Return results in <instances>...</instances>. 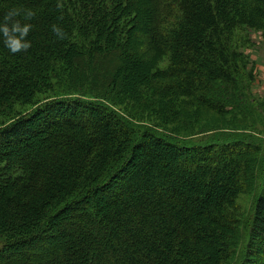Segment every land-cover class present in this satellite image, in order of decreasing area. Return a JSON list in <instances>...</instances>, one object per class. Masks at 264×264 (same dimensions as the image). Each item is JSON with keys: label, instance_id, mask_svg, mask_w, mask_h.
Returning <instances> with one entry per match:
<instances>
[{"label": "trees", "instance_id": "trees-1", "mask_svg": "<svg viewBox=\"0 0 264 264\" xmlns=\"http://www.w3.org/2000/svg\"><path fill=\"white\" fill-rule=\"evenodd\" d=\"M10 6L37 15L27 52L0 42V264H264V124L245 120L264 114L237 40L264 0Z\"/></svg>", "mask_w": 264, "mask_h": 264}, {"label": "rangeland", "instance_id": "rangeland-1", "mask_svg": "<svg viewBox=\"0 0 264 264\" xmlns=\"http://www.w3.org/2000/svg\"><path fill=\"white\" fill-rule=\"evenodd\" d=\"M66 0H64L65 2ZM65 5V4H64ZM238 43L244 47L245 52L249 58V70L253 72L252 81V96L256 100L255 111L262 110L264 114V29L263 30H251L242 29L237 32ZM75 40H80L78 37ZM160 67L166 68L169 65V59L165 57L160 61ZM193 111L194 122L198 123L200 128H220L222 130H228L233 127L232 117L229 115L221 116L206 109H200L198 106L191 107ZM243 117V116H242ZM249 121L250 127L254 126L262 131L260 125H254L253 122H260L264 124L263 119H259L256 114L245 119ZM4 120L0 119V123ZM205 137L203 135L197 136V139ZM239 204L242 212L245 214L252 212L254 196L252 194L242 195L239 198Z\"/></svg>", "mask_w": 264, "mask_h": 264}, {"label": "clouds", "instance_id": "clouds-1", "mask_svg": "<svg viewBox=\"0 0 264 264\" xmlns=\"http://www.w3.org/2000/svg\"><path fill=\"white\" fill-rule=\"evenodd\" d=\"M37 15L36 10L24 6H10L0 17V42L11 53H24L32 47L30 33L34 28L31 22ZM52 32L58 40H64L66 30L54 23Z\"/></svg>", "mask_w": 264, "mask_h": 264}]
</instances>
